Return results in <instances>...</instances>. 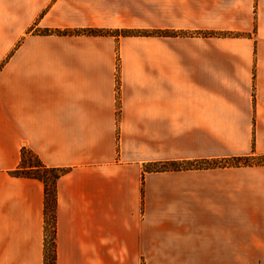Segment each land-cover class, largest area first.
Returning a JSON list of instances; mask_svg holds the SVG:
<instances>
[{
    "label": "crops",
    "instance_id": "crops-1",
    "mask_svg": "<svg viewBox=\"0 0 264 264\" xmlns=\"http://www.w3.org/2000/svg\"><path fill=\"white\" fill-rule=\"evenodd\" d=\"M23 148L55 264H264V165H208L264 156V0H0V264H43Z\"/></svg>",
    "mask_w": 264,
    "mask_h": 264
},
{
    "label": "trees",
    "instance_id": "trees-1",
    "mask_svg": "<svg viewBox=\"0 0 264 264\" xmlns=\"http://www.w3.org/2000/svg\"><path fill=\"white\" fill-rule=\"evenodd\" d=\"M60 33V31H54ZM103 30H81L76 33L87 35H103ZM232 163V164H231ZM229 163L231 166H252L264 165V156H257L251 153L248 156L233 159ZM208 165L211 163L208 162ZM213 166L219 165L216 162ZM200 166V164L187 163H170L160 165V170H180L189 169ZM155 169V168H154ZM151 170L153 167L151 166ZM65 169L57 167H46L41 160L30 150L23 148L21 152V161L19 166L14 169L11 174L17 177L34 178L43 183L44 186V202H43V217H44V250L43 264H55L56 249H55V233H56V182L58 178L65 173Z\"/></svg>",
    "mask_w": 264,
    "mask_h": 264
},
{
    "label": "rangeland",
    "instance_id": "rangeland-1",
    "mask_svg": "<svg viewBox=\"0 0 264 264\" xmlns=\"http://www.w3.org/2000/svg\"><path fill=\"white\" fill-rule=\"evenodd\" d=\"M89 30V29H87ZM91 30H101V29H91ZM54 31H60V33H55ZM77 30H59V29H50V28H44V29H36L34 32L37 34H41V35H65V34H77L76 33ZM105 31L103 35H112L115 36L117 38L119 37H125V36H141L144 34V31L140 30V29H116V30H103ZM178 34H184V35H189V33H178ZM12 54V52H11ZM8 59V58H6ZM233 160V159H232ZM232 160H226V161H211L209 163H211V165L216 162L217 164L219 163V165L222 166H231V162ZM231 163V164H229ZM153 167V166H152ZM155 168V170H160V166H154L153 169Z\"/></svg>",
    "mask_w": 264,
    "mask_h": 264
}]
</instances>
